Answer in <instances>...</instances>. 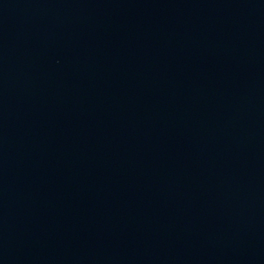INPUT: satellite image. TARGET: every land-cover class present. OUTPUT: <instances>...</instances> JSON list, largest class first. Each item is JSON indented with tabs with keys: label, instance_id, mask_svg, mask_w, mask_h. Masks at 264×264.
I'll use <instances>...</instances> for the list:
<instances>
[{
	"label": "water",
	"instance_id": "obj_1",
	"mask_svg": "<svg viewBox=\"0 0 264 264\" xmlns=\"http://www.w3.org/2000/svg\"><path fill=\"white\" fill-rule=\"evenodd\" d=\"M0 264H264V0H0Z\"/></svg>",
	"mask_w": 264,
	"mask_h": 264
}]
</instances>
